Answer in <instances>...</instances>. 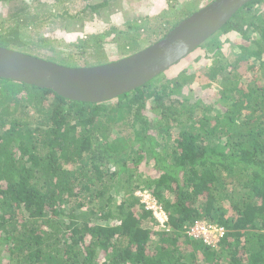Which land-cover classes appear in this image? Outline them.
I'll return each instance as SVG.
<instances>
[{"label": "trees", "instance_id": "16d2710c", "mask_svg": "<svg viewBox=\"0 0 264 264\" xmlns=\"http://www.w3.org/2000/svg\"><path fill=\"white\" fill-rule=\"evenodd\" d=\"M53 1L57 11L45 18L11 14L0 46L40 57L53 47L24 29L59 20L61 30L80 32L47 60L109 62L85 24L119 0H85L75 14L68 0ZM183 17L156 18L143 39L139 30L123 41L110 35L114 53L143 49ZM230 33L242 41L222 53ZM199 49L197 59H211L199 85L209 95L182 93L195 76L189 56L98 103L0 77V264H264V0L243 5ZM243 62L254 80L239 75ZM136 190L161 206L164 226ZM203 219L224 228L215 248L187 233Z\"/></svg>", "mask_w": 264, "mask_h": 264}, {"label": "water", "instance_id": "95a60500", "mask_svg": "<svg viewBox=\"0 0 264 264\" xmlns=\"http://www.w3.org/2000/svg\"><path fill=\"white\" fill-rule=\"evenodd\" d=\"M250 0H213L182 19L165 36L109 62L69 67L0 46V77L48 88L76 101L102 102L163 73L213 36Z\"/></svg>", "mask_w": 264, "mask_h": 264}, {"label": "rangeland", "instance_id": "374dc122", "mask_svg": "<svg viewBox=\"0 0 264 264\" xmlns=\"http://www.w3.org/2000/svg\"><path fill=\"white\" fill-rule=\"evenodd\" d=\"M211 1L213 0H119L111 6L110 10L104 11L102 17L93 16L91 20L86 21L85 25H87V29H96V32L101 35L102 45L105 47V49H108L107 60L112 61L121 58L122 55L114 53V51L116 50V43L111 42L110 35L114 34V39L118 38L123 41V37L125 35H131L133 34V31L135 32L136 30H139V32L141 33V38L143 39L146 36L143 32V29H146L145 27H147L149 32H154L155 28H153V25L154 20L156 18L164 16L172 19L170 21H175L178 17H183L187 14V16L181 18L182 20L191 15L194 11L198 10L200 7L207 5ZM86 3L87 1L85 0H68L67 8L69 13H77L84 7ZM184 7H187L188 9L193 11H186L187 13L182 14V12L184 11L183 10L178 13V10ZM22 8H25L24 11L28 14V16L37 15V17L43 16L45 18V16H47L50 12L57 11L58 6L57 3L53 0H10L7 2L2 1L0 2V25L2 24L4 27H7L10 24L9 16L11 14H14L15 12L18 13ZM59 23V20H48L44 21L43 25L39 26V30H33V27L30 28V26L24 29L23 35L26 38L31 39L33 42H37L39 39L47 38L50 43L49 46L53 47V51L46 49L43 50L40 54L41 58L46 59L47 57L52 55V53L54 54L61 50H66V47L64 45H61V43L59 42L67 43L70 41V43H72L76 38L75 33L80 32L79 30L73 32L63 31L59 28ZM141 23H144V27L143 25L139 26L141 25ZM135 24H138V29H136ZM112 29L114 30L112 31ZM129 29L130 31H128ZM53 37L58 40L55 42L52 41ZM228 37L230 41H225L224 37H221L222 41H220V43H222V45L220 44V50L222 53L224 52L230 54L229 52L235 49V43L237 44L242 40L239 35H235L234 33H230ZM206 42H204L202 45H205ZM73 44L74 43H72V45ZM148 45L149 44H147V46ZM215 49H217V45ZM198 53H201L199 47L196 48L189 55H187L191 59V62L188 64L187 69L190 70L189 73L194 72L195 76L190 84L182 88V93L186 94L195 92H206V94L209 95L212 90L203 89V87H200L199 85H201L205 81V75L202 68L204 67L205 63H210L211 59L203 60V54H201L200 57L198 56L197 59L196 55ZM52 61L60 64V62L55 59H52ZM90 63H93V61ZM246 67L247 64L243 62L240 68H238V73L241 78H244L249 82L254 80V76H256L257 74L253 75L251 71H249ZM171 70H174V67ZM208 97V100H210V96ZM146 113L149 117H152V115H150L148 111ZM139 192L140 191L136 190L135 194L137 193L139 195ZM141 192L143 196L141 197V199L143 200L144 204L148 206L149 200L155 202V200H153V197L150 194L146 195L144 194L145 191ZM200 221L212 224L211 222L205 219ZM4 248L0 244V257L2 258V262L7 260L6 251Z\"/></svg>", "mask_w": 264, "mask_h": 264}, {"label": "built area", "instance_id": "2783aa9c", "mask_svg": "<svg viewBox=\"0 0 264 264\" xmlns=\"http://www.w3.org/2000/svg\"><path fill=\"white\" fill-rule=\"evenodd\" d=\"M144 194L149 195L147 192ZM139 196H142V192H139ZM153 200H155L153 198ZM143 202V200L141 199ZM147 209H151L154 213V216L157 218V220L162 224L166 220V215L163 212L161 206L152 200H149L148 206L145 204ZM187 233L189 235H192L194 237H201L204 242H206L208 245L215 246L219 239L224 234V228L215 224H208L206 222L201 221H195L189 228Z\"/></svg>", "mask_w": 264, "mask_h": 264}, {"label": "clouds", "instance_id": "9594fccd", "mask_svg": "<svg viewBox=\"0 0 264 264\" xmlns=\"http://www.w3.org/2000/svg\"><path fill=\"white\" fill-rule=\"evenodd\" d=\"M201 8V7H200ZM199 10V9H198ZM197 11V10H196ZM200 47V46H199ZM167 221V217H166V220L161 224V225H164V223ZM196 221H200V220H196ZM212 223V222H211ZM212 224H215V225H218V224H216V223H212ZM219 226V225H218ZM217 246V244L215 245V246H212L211 245V247H213V248H215Z\"/></svg>", "mask_w": 264, "mask_h": 264}]
</instances>
